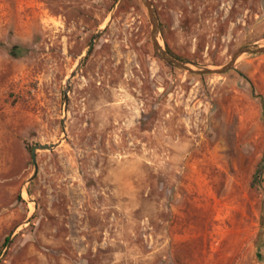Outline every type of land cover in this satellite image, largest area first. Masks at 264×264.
<instances>
[{
	"label": "rangeland",
	"instance_id": "obj_1",
	"mask_svg": "<svg viewBox=\"0 0 264 264\" xmlns=\"http://www.w3.org/2000/svg\"><path fill=\"white\" fill-rule=\"evenodd\" d=\"M151 1L182 60L264 45V0ZM261 99L264 53L171 67L142 0H0V264H264Z\"/></svg>",
	"mask_w": 264,
	"mask_h": 264
},
{
	"label": "water",
	"instance_id": "obj_2",
	"mask_svg": "<svg viewBox=\"0 0 264 264\" xmlns=\"http://www.w3.org/2000/svg\"><path fill=\"white\" fill-rule=\"evenodd\" d=\"M144 6L147 9L149 19L151 22V40L153 49L156 53V55L162 59L166 64H168L171 67L178 68L184 71H188L193 74L198 75H206V74H223L227 72L228 70L232 69L238 59L239 56L242 54H258V53H264V45L260 44H248L239 47L235 53L232 55V57L229 59L227 63L224 65L218 67V68H211L207 66H202L195 64L190 61L182 60L174 56L172 53H170L164 46L160 44L159 39V20L156 13V9L153 6V3L151 0H142ZM99 36V32L95 33L91 39V46H93L96 38ZM91 48L87 51V55L90 53ZM81 63V60L79 61V64ZM75 71H72L70 73V78H68V84L72 77H74ZM64 100H65V110L67 109L68 105V85L66 89L64 90ZM57 146L56 143H35L32 145L30 150L31 155V161L33 163V173L29 177L28 181H31L37 173L38 165H37V152L39 150H52Z\"/></svg>",
	"mask_w": 264,
	"mask_h": 264
},
{
	"label": "trees",
	"instance_id": "obj_3",
	"mask_svg": "<svg viewBox=\"0 0 264 264\" xmlns=\"http://www.w3.org/2000/svg\"><path fill=\"white\" fill-rule=\"evenodd\" d=\"M165 47L177 58L179 59H183L180 56L176 55L175 53H173L171 51V49L168 47L167 44H165ZM261 104H262V108H263V114H262V122H263V126H264V99H261ZM264 157V156H263ZM263 163H260V165H258V167L256 168V170L254 171L253 175H252V184H254L257 187H260L261 185V181H262V174H263ZM8 240V238L5 239L4 242H6Z\"/></svg>",
	"mask_w": 264,
	"mask_h": 264
}]
</instances>
